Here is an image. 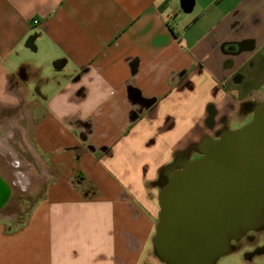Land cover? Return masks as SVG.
I'll return each mask as SVG.
<instances>
[{
	"label": "crops",
	"instance_id": "crops-1",
	"mask_svg": "<svg viewBox=\"0 0 264 264\" xmlns=\"http://www.w3.org/2000/svg\"><path fill=\"white\" fill-rule=\"evenodd\" d=\"M181 2L0 0V107L43 165L0 264L163 263L159 169L264 101V0Z\"/></svg>",
	"mask_w": 264,
	"mask_h": 264
},
{
	"label": "water",
	"instance_id": "water-1",
	"mask_svg": "<svg viewBox=\"0 0 264 264\" xmlns=\"http://www.w3.org/2000/svg\"><path fill=\"white\" fill-rule=\"evenodd\" d=\"M190 0L181 2L184 10ZM251 119L194 146L159 169L158 217L153 252L164 264H215L231 241L264 226V101L251 105ZM0 165V213L19 211L28 183L10 154ZM9 171L12 175H8Z\"/></svg>",
	"mask_w": 264,
	"mask_h": 264
},
{
	"label": "rangeland",
	"instance_id": "rangeland-1",
	"mask_svg": "<svg viewBox=\"0 0 264 264\" xmlns=\"http://www.w3.org/2000/svg\"><path fill=\"white\" fill-rule=\"evenodd\" d=\"M14 119L16 120L15 116H11L8 111L0 107V139H3L6 133H12L10 134V137L7 138V141H5V146L13 154L12 158L15 161L18 171L17 173L21 171V175H23L25 178L24 180L29 185L31 183L30 177L33 175H40L43 165L39 164L31 149L26 145L25 142H23L22 133L18 129V126L23 124H21L20 121V123H16V125ZM250 119L251 116L246 122H248ZM242 125L233 124L232 126L239 128ZM189 156H193V152L190 153ZM5 160L7 159L5 158ZM22 180L23 179L20 180L22 187L25 189V191H27L26 193H28V195L18 198V207L20 208L19 211L16 213H9V215L0 213V221H3V223L5 222L8 229L11 226H16L15 221L24 220L35 202L41 196V185L32 187L26 186L30 188L26 190ZM158 190L159 188L151 190V193L157 203ZM157 207L159 208L158 204ZM18 215H20V218H17ZM12 220L15 221L11 223ZM259 233L260 232L257 231L253 233V235L258 236ZM231 247V251L219 257L215 264H264V231L259 234L257 241L254 244L232 240Z\"/></svg>",
	"mask_w": 264,
	"mask_h": 264
},
{
	"label": "flooded vegetation",
	"instance_id": "flooded-vegetation-1",
	"mask_svg": "<svg viewBox=\"0 0 264 264\" xmlns=\"http://www.w3.org/2000/svg\"><path fill=\"white\" fill-rule=\"evenodd\" d=\"M252 116V115H251ZM193 156L191 158H197L199 156V154L197 153L196 150H193ZM5 156H3L2 154L0 155V159L1 158H4ZM159 181H161V179H158V183ZM159 187V185H158ZM259 231L260 233L264 231V226L259 228V229H256V230H250L248 232H246L244 235H242L241 237L237 238V239H234V241H237V242H243V243H249V244H254L256 241H257V237L259 236H256V235H253V233ZM258 251V250H257Z\"/></svg>",
	"mask_w": 264,
	"mask_h": 264
},
{
	"label": "trees",
	"instance_id": "trees-1",
	"mask_svg": "<svg viewBox=\"0 0 264 264\" xmlns=\"http://www.w3.org/2000/svg\"><path fill=\"white\" fill-rule=\"evenodd\" d=\"M29 212H30V211H29ZM29 212H28V214H29ZM28 214H27V217H26L24 220H21V221H15V220H12L11 223H12L13 221H15V222H16V224H15L16 226H11V227H9V229H13V228H17V227H21V226H23V225L26 223L27 219H28V216H29ZM17 218H20V215H18ZM15 222H14V223H15Z\"/></svg>",
	"mask_w": 264,
	"mask_h": 264
},
{
	"label": "bare ground",
	"instance_id": "bare-ground-1",
	"mask_svg": "<svg viewBox=\"0 0 264 264\" xmlns=\"http://www.w3.org/2000/svg\"><path fill=\"white\" fill-rule=\"evenodd\" d=\"M0 155H1V154H0ZM6 161H7V160H5V158H1V159H0V165L6 166V165H4ZM0 167H2V166H0ZM11 174H12V173L9 171L8 175L10 176Z\"/></svg>",
	"mask_w": 264,
	"mask_h": 264
},
{
	"label": "built area",
	"instance_id": "built-area-1",
	"mask_svg": "<svg viewBox=\"0 0 264 264\" xmlns=\"http://www.w3.org/2000/svg\"><path fill=\"white\" fill-rule=\"evenodd\" d=\"M167 16H168V18H170V15H167ZM32 23H33V24H37V23H39V21H38L37 19H33V20H32Z\"/></svg>",
	"mask_w": 264,
	"mask_h": 264
}]
</instances>
